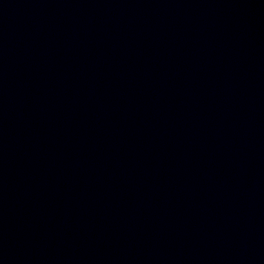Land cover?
<instances>
[{
	"label": "water",
	"instance_id": "1",
	"mask_svg": "<svg viewBox=\"0 0 264 264\" xmlns=\"http://www.w3.org/2000/svg\"><path fill=\"white\" fill-rule=\"evenodd\" d=\"M0 264H264V0H0Z\"/></svg>",
	"mask_w": 264,
	"mask_h": 264
}]
</instances>
